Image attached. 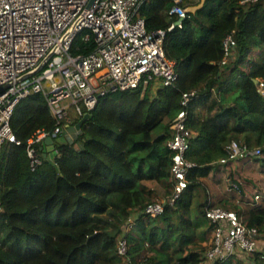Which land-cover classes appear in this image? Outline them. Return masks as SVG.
I'll use <instances>...</instances> for the list:
<instances>
[{"label": "trees", "instance_id": "1", "mask_svg": "<svg viewBox=\"0 0 264 264\" xmlns=\"http://www.w3.org/2000/svg\"><path fill=\"white\" fill-rule=\"evenodd\" d=\"M175 4L189 17L170 29ZM140 14L148 30H166L164 50L176 62V83L151 81L108 93L88 112L76 140L55 142L54 157L43 151V163L32 173L27 141L40 129L52 132L57 122L44 94L20 102L11 123L22 144L8 141L0 150V264H203L213 246L215 224L206 215L212 205L235 210L264 238V202L257 204L258 193L249 198L234 177L228 165L237 160L220 162L233 140L249 151L264 150V0H204L202 6L147 0ZM229 35L234 44L226 55ZM95 49L93 37H78L71 54ZM153 84L159 85L156 93ZM187 92L194 96L184 106ZM183 109L194 134L187 158L196 166L175 204L152 216L147 206L175 192L168 141ZM262 157L247 159L264 162ZM222 167L239 195L223 193L214 202L204 178L222 183ZM122 239L126 254L119 250ZM260 246L247 257L264 264Z\"/></svg>", "mask_w": 264, "mask_h": 264}, {"label": "built area", "instance_id": "2", "mask_svg": "<svg viewBox=\"0 0 264 264\" xmlns=\"http://www.w3.org/2000/svg\"><path fill=\"white\" fill-rule=\"evenodd\" d=\"M146 1L0 0V150L8 141L22 144L11 121L20 102L34 93L46 96L57 126L52 132L40 129L28 139L31 173L43 163L46 138L57 140L76 125L75 117L82 119L108 93L134 91L151 81L166 87L176 83V62L164 50L166 30H148L140 14ZM170 13L177 17L170 29L183 27L189 17L188 10L179 4L172 6ZM78 37H93L96 49L88 55H72ZM232 44L229 35L224 41L226 55ZM45 81H50V90L45 88ZM260 88L264 92L263 82ZM193 96L194 92L184 93L183 105L187 106ZM187 118L186 109L178 113L168 141L174 152L175 192L147 206L146 212L152 216L162 214L166 204L174 205L189 186L190 171L196 163L187 158L194 135L187 127ZM228 153L221 163L264 156L262 147L249 151L235 140ZM255 199L260 200L261 195L256 194ZM3 211L0 202V214ZM206 215L215 224L213 246L206 254L210 261L224 262L239 251L253 254L259 250L260 231L245 224L235 210L212 205ZM127 249V241L122 239L120 253L126 254Z\"/></svg>", "mask_w": 264, "mask_h": 264}, {"label": "rangeland", "instance_id": "3", "mask_svg": "<svg viewBox=\"0 0 264 264\" xmlns=\"http://www.w3.org/2000/svg\"><path fill=\"white\" fill-rule=\"evenodd\" d=\"M195 1L198 3V6H202L204 3V0H195ZM188 9L192 10L193 8L189 7ZM57 80L59 81L60 78L57 77ZM44 85L47 90H50L51 88L50 81H45ZM152 88H153V92L156 93L157 89L159 88V85L153 84ZM71 115L75 117L74 116L75 114L72 111H71ZM77 118L78 117H75L74 119L76 120ZM247 158L248 157L241 158V160L239 159L236 162L230 163L228 166L229 168L233 169V172H234L233 174H235L234 177L236 178L237 181H239L238 183H240V185L246 189L248 197L253 198L254 193L260 194L261 199L257 201V204H262L264 202V166H263L264 162L261 160L255 162L254 158L248 161ZM223 169L227 170L228 168L222 167V170L220 172L218 171V176H220L219 173H223ZM248 179L250 181H248ZM204 180L206 181V184L208 185L211 199L214 202H216L223 193L229 196H232L233 194L236 196L239 195L238 191H235L234 189L233 190L229 189L228 179L226 178L222 180V183H220L221 181H218L215 178L213 179V177L204 178ZM149 184L150 186H153L152 182ZM165 199L166 198H163V199H160L159 201H163ZM236 202L238 201L236 200ZM132 222H135V219H133ZM129 230L130 229H128V231ZM261 240L262 241L260 242V244L264 246V238L262 237ZM249 255L251 254L239 251L238 255L236 254V255H233L232 257H229L224 262V264H232L233 262L237 263L240 258L243 259L242 261L243 264H257V262L254 259L255 255L252 256V259L251 258L249 259L247 257ZM203 264H211V261L205 258V261Z\"/></svg>", "mask_w": 264, "mask_h": 264}, {"label": "crops", "instance_id": "4", "mask_svg": "<svg viewBox=\"0 0 264 264\" xmlns=\"http://www.w3.org/2000/svg\"><path fill=\"white\" fill-rule=\"evenodd\" d=\"M76 138H77V132L76 133H66L65 132V134L60 136L55 142H58V143L72 142V141H75ZM54 144H50V145L47 144V146L45 147L44 155H48L51 158L54 157V155L56 153V148H55ZM225 174L226 173H223V175L220 178L224 179Z\"/></svg>", "mask_w": 264, "mask_h": 264}, {"label": "water", "instance_id": "5", "mask_svg": "<svg viewBox=\"0 0 264 264\" xmlns=\"http://www.w3.org/2000/svg\"><path fill=\"white\" fill-rule=\"evenodd\" d=\"M257 81V80H256ZM89 113L88 114H86L79 122H78V124H76V125H73V126H70L68 129H67V133H76V132H78L81 128H82V125L84 124V122L89 118ZM46 143L48 144V145H50V144H54L55 143V141L53 140V138L52 137H47L46 138Z\"/></svg>", "mask_w": 264, "mask_h": 264}]
</instances>
